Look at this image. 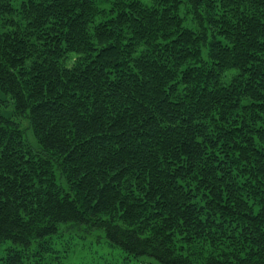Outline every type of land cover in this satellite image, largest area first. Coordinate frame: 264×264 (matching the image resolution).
Wrapping results in <instances>:
<instances>
[{"label": "trees", "instance_id": "obj_1", "mask_svg": "<svg viewBox=\"0 0 264 264\" xmlns=\"http://www.w3.org/2000/svg\"><path fill=\"white\" fill-rule=\"evenodd\" d=\"M14 1L0 0V246L26 251L60 234L98 233L134 259L195 264L177 253L175 237L200 241L236 228L248 244L242 257L198 264H264V21L239 19L229 32L211 0H183L195 35L181 30L170 4L135 5L92 27L91 0H23L18 9ZM198 46L214 67L196 87L200 75L182 68L199 58ZM225 69L238 75L228 88L213 86L214 70ZM239 109H251L260 127L248 130L252 116ZM226 114L240 116L229 119L240 122L236 137L213 126ZM226 144L262 191L256 212L214 193L213 180L234 164L215 155Z\"/></svg>", "mask_w": 264, "mask_h": 264}, {"label": "rangeland", "instance_id": "obj_2", "mask_svg": "<svg viewBox=\"0 0 264 264\" xmlns=\"http://www.w3.org/2000/svg\"><path fill=\"white\" fill-rule=\"evenodd\" d=\"M23 0H15L13 7L19 8L20 3ZM91 0V10L94 11V17L92 18V27L106 23L110 20H114L118 16H123L129 12V8L139 5L145 7L150 11L160 9L161 11H167L170 4L175 6L174 15L181 19V30L185 32H191L195 35L196 27L193 25L190 13L188 14L183 0ZM171 8V7H170ZM208 8L213 12V19L225 27L227 31H231L233 26L236 25L239 19H251L264 21V0H211L208 2ZM173 15V14H171ZM21 16L19 17L20 20ZM221 30V27L219 26ZM188 34V33H187ZM156 37L164 42L162 39V33H157ZM208 41L212 38L211 33H208ZM223 45H227V40L224 37L218 38ZM199 58L192 60L187 66L182 68V71L192 68L194 74H199L200 78L196 82V87L208 83L210 80V74L208 69H212L214 66L208 60V49L198 46ZM215 71V72H214ZM214 74H219L218 78L214 79V85H217L220 89L222 87L228 88L232 83V80L238 75V71L234 69H225L222 71L214 70ZM189 72V69L184 73ZM189 77V73L187 75ZM213 81V82H214ZM5 100L4 98H2ZM250 103L242 102L240 108L243 106H249ZM12 107L10 103L6 102L5 106L1 110L4 117L11 116ZM238 111L242 117L245 112L250 113L251 119L246 120L248 130L258 129L259 124H253V117H255L253 111ZM212 118H216L213 121V126L217 129V132L225 131V135L228 137H236L233 127L236 129L239 127L240 122L230 121L229 119L237 120L240 118L238 114L229 117L226 115H215ZM20 126L25 130V139L27 146L33 149H37L38 145L34 139L28 124L24 121H20ZM237 131V130H236ZM239 143V142H238ZM257 144V143H255ZM233 147L226 144L221 147L220 150L215 152L217 157L225 159L229 163H234L236 157L233 155ZM256 148L260 149L257 145ZM240 162H235L231 170L227 173H222L213 180V187L215 194L222 195L224 198L232 197L238 202L240 199L243 203H246L257 211L258 198L260 190H253L249 184L247 175L243 172V168ZM262 166H264V159L262 160ZM241 167V168H240ZM188 187L195 192L197 198L205 199L208 191L204 188H198L200 183L193 176L184 174ZM174 247L178 254L187 257L193 263H201L209 256H216L219 259H227L236 257H242L248 248V244L240 235V230L236 228H230L223 233H216L200 241L189 242L187 236H179L174 238ZM10 254L18 255L17 264H155L152 260L147 258L134 259L127 256L119 249L106 243L102 236L97 233L93 238H85L76 235L60 234L46 239L40 244H33L26 251H19L13 248L11 245L5 244L0 246V264H7V259Z\"/></svg>", "mask_w": 264, "mask_h": 264}]
</instances>
